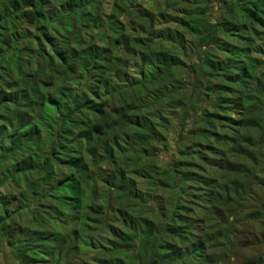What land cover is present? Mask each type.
I'll return each mask as SVG.
<instances>
[{
  "label": "trees",
  "instance_id": "1",
  "mask_svg": "<svg viewBox=\"0 0 264 264\" xmlns=\"http://www.w3.org/2000/svg\"><path fill=\"white\" fill-rule=\"evenodd\" d=\"M244 222L264 0H0V256L236 264Z\"/></svg>",
  "mask_w": 264,
  "mask_h": 264
},
{
  "label": "rangeland",
  "instance_id": "2",
  "mask_svg": "<svg viewBox=\"0 0 264 264\" xmlns=\"http://www.w3.org/2000/svg\"><path fill=\"white\" fill-rule=\"evenodd\" d=\"M165 155L170 157L171 152H164L163 156ZM142 189L143 186L139 185L137 191L140 192ZM258 226L254 222H244L240 226L239 241H241V249L237 254L236 264H264V230H259ZM0 264H12V262L6 255H1Z\"/></svg>",
  "mask_w": 264,
  "mask_h": 264
}]
</instances>
